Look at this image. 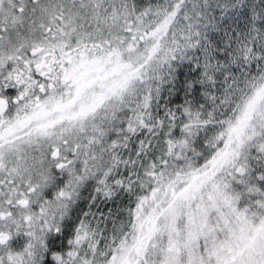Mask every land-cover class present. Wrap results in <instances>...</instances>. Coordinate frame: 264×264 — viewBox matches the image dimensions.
<instances>
[{
	"label": "snow or ice",
	"instance_id": "obj_1",
	"mask_svg": "<svg viewBox=\"0 0 264 264\" xmlns=\"http://www.w3.org/2000/svg\"><path fill=\"white\" fill-rule=\"evenodd\" d=\"M0 264H264V0H0Z\"/></svg>",
	"mask_w": 264,
	"mask_h": 264
}]
</instances>
